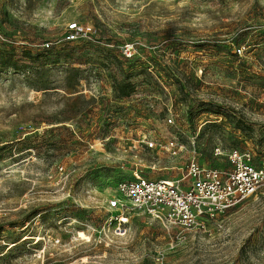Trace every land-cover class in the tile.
Here are the masks:
<instances>
[{
  "label": "rangeland",
  "instance_id": "1",
  "mask_svg": "<svg viewBox=\"0 0 264 264\" xmlns=\"http://www.w3.org/2000/svg\"><path fill=\"white\" fill-rule=\"evenodd\" d=\"M262 26L264 0H0V264H264V185L205 231L107 209L134 171L264 164Z\"/></svg>",
  "mask_w": 264,
  "mask_h": 264
},
{
  "label": "built area",
  "instance_id": "2",
  "mask_svg": "<svg viewBox=\"0 0 264 264\" xmlns=\"http://www.w3.org/2000/svg\"><path fill=\"white\" fill-rule=\"evenodd\" d=\"M264 31V26H262ZM92 33L90 26L76 22L69 24L65 40L73 42ZM46 48L48 44L44 45ZM240 53V49H236ZM126 57L132 54L128 47ZM170 122V119H168ZM148 148L155 143L147 142ZM164 149L176 157V142H166ZM230 169L201 167L194 156L184 165L174 167L178 175L172 179L149 178L134 171L130 178L119 181L112 189L107 209L115 211L118 222L131 214H141L151 222L178 227L187 231H205L238 203L254 195L264 185V164L259 168L250 162V154L240 155L232 150L228 154Z\"/></svg>",
  "mask_w": 264,
  "mask_h": 264
},
{
  "label": "trees",
  "instance_id": "3",
  "mask_svg": "<svg viewBox=\"0 0 264 264\" xmlns=\"http://www.w3.org/2000/svg\"><path fill=\"white\" fill-rule=\"evenodd\" d=\"M120 87H121V83L116 86L118 91H120ZM121 95H126V94H121Z\"/></svg>",
  "mask_w": 264,
  "mask_h": 264
}]
</instances>
